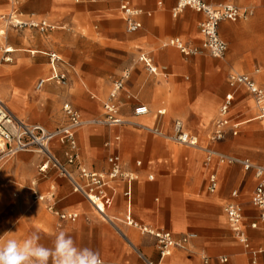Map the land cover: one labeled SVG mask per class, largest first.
I'll list each match as a JSON object with an SVG mask.
<instances>
[{"label":"crops","instance_id":"crops-1","mask_svg":"<svg viewBox=\"0 0 264 264\" xmlns=\"http://www.w3.org/2000/svg\"><path fill=\"white\" fill-rule=\"evenodd\" d=\"M204 1L224 2L256 10L248 20L220 24L219 35L228 46L224 59L205 54L185 56L177 48L160 47L161 42L172 38H180L196 48L202 45L200 24L204 15L186 8L174 16L177 0H132V5L142 11L138 17L142 28L136 33L125 34L121 40L108 37L110 24L120 14L119 0L99 1L94 5L75 0H0V15L18 9L23 19L37 18L69 26L95 12L104 19L103 34L109 44L100 48L105 52L113 49L114 58L99 59L102 71L97 76L83 73L84 77H91L96 82L98 96L90 98L82 93L80 82H75L79 80V75L72 76L71 72L70 78L78 91L75 97L78 105L74 104L73 99L63 104V107L66 103L72 104L87 121L76 132L78 164L90 171L106 172L109 168L108 158L118 155L123 161L124 170L137 177L136 180H116L107 188L104 208L111 219L113 216H131L140 224L166 230L176 238L189 233L197 234L190 243V251L176 249L170 256L161 258L154 238L141 236L137 230L125 225H120V233L110 223L99 220L84 196L73 191L69 180L54 169H49L45 175L39 173L42 156L20 153L0 162V166L3 165L0 169V199L7 197L10 200L11 193H16L18 199L15 204L20 214L30 204L32 191L41 195L53 193L58 211L79 215L76 222L60 221L47 210L45 204L36 203L40 206L33 209L31 216L41 245V236L48 230L50 247L56 236L64 232L73 238L76 247L92 250L105 264H144L139 252L157 264H264V254L259 256L256 263L253 262L252 255L238 240L224 213L225 206L231 202L242 206L246 204L243 207V230L254 244L264 245V224L259 219V210L251 204L257 186L254 172L246 171L238 164L221 163L217 157H209L207 151L264 166V120L258 118L248 92L241 87H232L228 81L231 74L238 73L249 76L264 88V0ZM17 36H11V44L21 49L12 54L13 65L0 67L1 95L9 103L4 101L8 108L22 121L27 113L33 112L31 104L37 105L32 118L37 122L35 125L55 131L68 122L63 107V113L59 109L63 92L49 83L43 90L37 91L38 82L47 78H40L35 85L33 80L39 73L44 76L49 71L60 70L42 62L57 41L60 44L65 41V45L72 50L74 40L72 37L65 40L59 33H54L50 40L39 38L34 46L40 55V64L36 66L22 52L27 44L31 45L30 42L24 36ZM31 52L37 54L36 50ZM141 54L149 55L167 75L166 78L148 74L138 62ZM35 56L31 55L32 58ZM132 62L133 68L130 66ZM27 65L32 66L28 72L32 74L19 75L18 86H13L10 69ZM126 65L130 67L125 68ZM126 69L131 70V78L117 103L119 115L127 124L107 127L89 123L94 117L105 114L104 105L110 98L108 78L115 74L119 77ZM21 86L26 89L23 94ZM229 93L235 95L230 117L240 124L239 135H229L223 142H210L208 135L213 131L220 106ZM22 99L24 107L21 108L16 103ZM105 99L107 101L104 103ZM139 105L147 106L150 113L144 117H134V108ZM159 106H166L167 109H158ZM161 110H165L164 116L158 115ZM177 120L182 121L185 129L199 138L202 147L196 149L174 142L171 144L169 139L155 136L134 125L158 128L164 134L171 135ZM50 150L64 164L75 154L69 146L57 140L51 144ZM137 162H141V166H137ZM71 171L77 174L75 166ZM212 175L217 177L218 182L215 192L210 191ZM234 191L238 192L237 198L232 197ZM254 222L258 223L257 229L251 227ZM20 225L25 227L26 221L22 220ZM13 235L0 238V247L8 240L19 237L15 233ZM204 258L208 261L205 262ZM221 258L228 261L222 263Z\"/></svg>","mask_w":264,"mask_h":264},{"label":"built area","instance_id":"built-area-1","mask_svg":"<svg viewBox=\"0 0 264 264\" xmlns=\"http://www.w3.org/2000/svg\"><path fill=\"white\" fill-rule=\"evenodd\" d=\"M177 2L178 5L175 9L174 16H177L180 11L186 8L193 9L204 15V20L200 24V32L203 37L200 49L215 59H224L228 51L227 44L219 35L220 24L222 22L248 20L254 16V10L251 8H241L228 3L211 4L204 0H177ZM120 10L124 14L128 33H136L142 28V24L138 21V17L142 14V11L132 5V0H121ZM0 23L17 31L37 29L42 33H47L55 29L54 26L45 20L23 21L15 13L8 16L1 15ZM162 47L177 48L185 56L197 55L200 52L198 48L188 47L180 38L169 39L163 43ZM13 53V48L6 47L3 50V62L11 64L13 62ZM31 55L35 56L36 52H31ZM48 59L49 63L55 67L60 68L63 66V60L57 52H49ZM138 62L144 66L148 74L153 76L162 75L166 78L167 75L161 68L155 65L149 55L141 54ZM130 78L131 70L126 69L113 82L109 101L104 105L105 114L102 119L93 120L92 124L107 127H120L127 124V121L119 115L117 100L124 91ZM53 79L59 85H65L68 79L67 72H58ZM228 81L232 87H241L248 92L257 110L258 118L264 120V88L260 87L249 76L238 73L231 74ZM47 82L45 79L40 80L36 86V90H43ZM234 101L235 95L233 93L225 96L219 109V117L215 121L213 131L209 135L210 142H223L229 135L233 137L239 135L240 124L230 117ZM63 111L68 120L66 125L55 131H49L43 126L29 125L17 118L0 97V162L10 160L20 153H35L42 156L43 164L39 168V173L45 175L49 169H54L61 177L69 180L73 186V191L84 196L95 214L102 221L110 223L118 232L122 233L120 231V225H125L137 230L141 236L154 238L161 258L170 256L176 249L190 251V243L197 237L195 233H189L180 238H176L171 232L166 230L155 229L151 226L140 224L131 216H124L122 218L113 217V219L109 217L104 208V201L107 197V188L109 185L119 179L136 180L137 177L124 170L123 161L118 155H112L108 158L109 168L106 172L90 171L80 166L78 164V155L75 153L77 151L76 132L86 122L83 120L80 112L70 103L64 105ZM149 113L150 110L147 106L139 105L134 108L133 116L140 118L147 116ZM165 113V110H161L158 112V115L164 116ZM134 125L155 136L166 137L176 144L189 148H199V138L187 131L183 122L180 120L174 123L173 133L170 136H166L158 128H149L140 124ZM56 140L63 145L69 146L72 152L75 153L68 159L66 164L58 160L50 150L51 144ZM207 151L209 157H217L221 163L238 164L246 171L254 172L255 178L257 179V186L253 192L251 204L259 210V219L264 224V166L254 164L250 160L228 158L215 151ZM74 166L77 171L76 175L71 171V168ZM137 166H141V162H137ZM217 187V177L212 175L210 177V191L215 192ZM232 197L237 198L238 192L234 191ZM33 198L35 203L45 204L47 210L60 221L76 222L79 219L78 213L58 211L53 193L41 195L33 191ZM224 213L239 241L246 249H250L249 239L243 230V206L237 202H231L225 206ZM251 227L257 229L258 223H252ZM261 254H264V249L251 251L255 263ZM139 256L144 264H157L147 259L140 252ZM204 259L205 262L208 261L206 258ZM220 261L225 263L228 260L227 258H221ZM101 264L105 263L101 261Z\"/></svg>","mask_w":264,"mask_h":264},{"label":"rangeland","instance_id":"rangeland-1","mask_svg":"<svg viewBox=\"0 0 264 264\" xmlns=\"http://www.w3.org/2000/svg\"><path fill=\"white\" fill-rule=\"evenodd\" d=\"M75 1L76 2H85L88 5H94L96 2H99V0L98 1H96V0H80V1L75 0ZM100 1H104V0H100ZM120 3H121V0H119V13H120L119 17L116 21L114 20L109 26V28H110L109 35L110 36H108V37L111 39L114 38V39L121 40V39H123V36H125V34H128L126 23L123 20L124 14L120 10ZM209 3L220 4V3H224V2H219V3L209 2ZM237 7H239V6H237ZM251 9L254 10V13H255L256 10L254 8H251ZM12 13H15L16 15H18L20 20L29 21L28 19H23L19 15L20 11H18V9L13 10L8 14H3V15L8 16ZM96 13L97 12H95L94 14L91 13V15H89V17L87 19H84L83 21H81V20L76 21L74 26H69L66 23H64V24H53V23H50L47 20H45L54 27L56 25V28L54 29V31H52L50 33H46V34L39 32L37 29H31V30L25 29V30H20L17 32V30L12 29L10 27H6L4 24L0 23V30H5V32H6V35L4 37H0V67L8 65V64L4 63L2 60L3 50L6 47L13 48L15 52H18L21 50L18 47L11 44V36H15V37H18L17 35L24 36V38H26L30 42L31 45L27 44V47L24 48V50L22 52H24L27 56H29L32 59V61H34V63H36V64H32V65H36V66H38L40 64V62H38V58L40 55L38 53L37 48L34 46H35L36 42L39 40V38L42 37L44 40H48V39L50 40L53 37L54 33H59V35L61 34L65 40H66V38L72 37L74 40V45H73L72 50L70 49L69 45H65L66 44L65 41H63L61 44L59 41H57L55 46L51 47L52 51L57 52V54L63 60V66H61L59 68L60 70H58L57 72L56 71L55 72L49 71V73L47 75H44V76L41 75V73L37 74L36 77H34L33 84L35 85L36 82L40 78H47V81H48L47 83H49V85H52L54 87H58L63 92L62 97H61V101L59 103L60 104L59 109L61 112H62L63 104L66 100L71 101L73 99L74 104L78 105L75 102V97H77L78 91L75 90L74 82L72 81V78H70L71 72H72V76L75 75L77 77V74L79 75V80H77L75 82H80L82 93L86 94L90 98L92 96L97 97L98 93H97V88H96L97 87L96 82L92 81L93 78L91 79V77H87V78L84 77L83 73H89L92 76L99 75L102 71V69H101L102 66L100 64L101 61H99V59L100 58L103 59L104 57H109V58L113 59L114 58L113 55L115 52L113 49H107V51L105 52V51H103V48H100V47L108 46L109 41L105 38V35L103 34L104 28H105V24L103 22L104 19L101 16L96 15ZM31 20L41 21L43 19L34 18ZM62 27H64V28H62ZM22 32H23V34H22ZM166 41L167 40L161 42L160 47ZM184 44H186V43L184 42ZM186 45L188 47H195V46H190L188 44H186ZM107 48H109V47H107ZM197 48L200 51L198 53V55L205 54L206 56H209V54H207L205 51H201V49H200L201 47H197ZM33 50L37 51V54L34 58H32L31 54H30V51H33ZM65 50H67V52ZM106 53H109V54H106ZM64 54H66V55H64ZM192 56H194V55H192ZM45 58H46V60H44L42 63L48 65V63H49L48 62L49 61L48 56L46 55ZM126 60H128V58H126ZM132 63L133 64H131L130 66L133 68L134 62H132ZM11 65H13V64H11ZM130 66L126 65L125 68L130 67ZM31 68H32L31 65H27V66H24L20 69H16V68L10 69L9 75H10V79H12L13 86H18L19 75L28 73ZM47 68L50 70L51 67L48 66ZM63 71L67 72V78H68L67 83L65 85H58L57 81L54 80L53 78L58 72H63ZM31 74H32V72L28 73V75H31ZM117 77H118V74H115V76L112 75L111 78H108V80L110 82L109 86H108V92L109 93H110V90L112 88V83L116 80ZM100 83H102V82H100ZM20 88H21V93L23 94V92H25L26 89L22 86ZM109 93H107V94H109ZM64 95H65V97L63 99ZM66 97H68V98L65 99ZM106 101H107V99H105L104 103ZM21 102H22L23 107H24L23 99L21 100ZM31 107H33V112L37 111V107H38L37 105L32 103ZM161 108L167 109L166 106H159L158 107V109H161ZM33 112L31 111V113H27L24 116L23 119H24L26 124H29V125L37 124V122H35L32 119L33 118ZM102 114H103V112H102ZM102 118H103V116L94 117L93 119L89 120L88 122L89 123L91 122V124H92L93 120H98V119L100 120ZM165 135L170 136L167 134H165ZM209 135H208L207 140H209ZM164 138H166V137H164ZM169 141H170V143L172 142L170 139H169ZM200 147H202L201 143H199V148ZM32 154H35V153H32ZM223 156H225V155H223ZM226 157L234 158L231 156L230 157L226 156ZM5 163H3V164L5 165ZM2 166L3 165L0 166V169L2 168ZM5 166H7V164ZM9 198H10V200H7V197H5L4 199H0V238H2L4 236H14L13 234L15 233V236H19L16 239V241L18 243L22 244L24 240L28 239L33 233H35V231L33 229V223H32L33 217L31 216V214H32L33 209L36 206H40V205L35 203L34 198H33V191H32L31 196H30V198H31L30 204L25 208L24 211L20 212V214H19L17 206L15 204L17 202V199H18V197L16 196V193H11ZM245 205L246 204L243 203L244 208H245ZM44 210L47 212V210L45 208H44ZM97 218L99 220H101L99 217H97ZM22 220L26 221L25 227H22L20 225ZM49 236H50V234H49L48 230H46V234H42V236H41L42 245L45 247H50V237ZM249 244H250V249H246L249 254H251V251H256V250H259L262 248L264 249V245L254 244V242H252L251 238L249 240ZM258 258H257L256 262L258 261ZM253 262H254V259H253Z\"/></svg>","mask_w":264,"mask_h":264},{"label":"clouds","instance_id":"clouds-1","mask_svg":"<svg viewBox=\"0 0 264 264\" xmlns=\"http://www.w3.org/2000/svg\"><path fill=\"white\" fill-rule=\"evenodd\" d=\"M39 240L36 233L22 244L8 240L0 247V264H101L97 253L76 247L73 238L64 232L56 236L52 247L41 245Z\"/></svg>","mask_w":264,"mask_h":264},{"label":"bare ground","instance_id":"bare-ground-1","mask_svg":"<svg viewBox=\"0 0 264 264\" xmlns=\"http://www.w3.org/2000/svg\"><path fill=\"white\" fill-rule=\"evenodd\" d=\"M6 35V32H5V30H0V37H4ZM2 93L0 92V96L6 101V103L7 104H9L8 102H7V100L5 99V97H3V95H1ZM18 106H21V108L23 107V104H22V102L21 101H18L17 103H16ZM17 105H15V106H17ZM9 107L12 109V110H14V107H11V105H9ZM17 108V107H16ZM19 117V116H18Z\"/></svg>","mask_w":264,"mask_h":264}]
</instances>
